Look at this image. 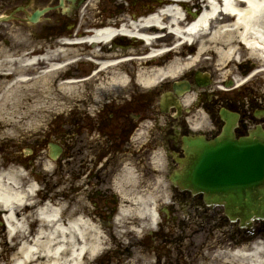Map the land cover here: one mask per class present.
Returning a JSON list of instances; mask_svg holds the SVG:
<instances>
[{"label":"flooded vegetation","instance_id":"flooded-vegetation-1","mask_svg":"<svg viewBox=\"0 0 264 264\" xmlns=\"http://www.w3.org/2000/svg\"><path fill=\"white\" fill-rule=\"evenodd\" d=\"M90 1L0 0V16L11 17L0 21V56H16L17 71L22 70L20 65L28 59L31 64L23 70L35 81L40 80V72L53 70L51 65H65L54 72L56 76L51 78L50 85L68 83L69 75H88L95 68L102 71V66L90 61V68H78L85 60L68 65L70 55L85 54L82 46L69 51L68 40L87 34L89 28L84 27L83 15L91 10ZM139 1L140 6L130 8L124 7V3L113 8L104 2L97 6L112 16L125 10L139 14L153 9V4ZM109 21L117 27L130 24L124 17ZM159 45L157 42L156 46ZM104 48L109 49V55L100 56L98 61L109 59L113 65L95 76L101 86L96 92L98 96L93 97L83 87L76 97L66 87L61 90L58 98L69 104L73 101L74 106L71 111L63 110L60 122L46 130L43 143L53 135L60 139L64 174L76 180L79 195L95 202L88 212L113 234L115 228L120 229L117 227L120 217L123 223L127 222L123 214L128 212L121 210V201L147 193L145 186L156 178L155 171L159 169L152 167L153 163L161 164L160 168L181 169L189 140L202 137L205 142H212L223 133L227 124L223 109L234 114L231 118L236 121L237 137L260 128L264 131V92L255 86L223 90L211 71L212 81L203 87L198 84L195 69H187L182 76L166 79L150 89L141 72L149 69L153 61L148 59L149 48L136 34L118 35ZM106 77L113 80L117 77L120 82L114 81L104 88L101 80ZM175 83L183 84L185 90L174 91V104L164 110L163 96L174 89ZM214 150L209 146L199 151ZM156 154H160V160L154 158ZM256 158L259 162V155ZM124 189L129 194L126 199ZM167 195L173 203L167 205L168 211L161 209L165 223L154 233L143 230L139 235L130 233L127 237L125 250L128 257L138 259L135 264H146L142 259L146 251L155 256L152 264H196L200 261L198 252L214 246L264 244V219L256 214L244 225L241 217L246 213L230 210L225 201H213V194L173 185ZM169 217L171 221H166ZM174 228L180 229L178 234L173 232ZM196 235L202 238L201 244Z\"/></svg>","mask_w":264,"mask_h":264},{"label":"bare ground","instance_id":"bare-ground-1","mask_svg":"<svg viewBox=\"0 0 264 264\" xmlns=\"http://www.w3.org/2000/svg\"><path fill=\"white\" fill-rule=\"evenodd\" d=\"M163 2L165 3L162 9L146 14L143 20L155 25L167 22L172 26L176 36L175 42L178 41V43H175V47L170 50L173 54L165 56L170 58L157 61L151 66L153 68L149 70L145 68L141 72V78L147 85H154L161 79L181 75L189 66L202 60L208 52L219 57L221 63L227 66L231 63L235 65L238 60L243 61L244 55L248 52L255 59L252 63L257 64L256 73H264V0H165ZM202 3L205 5L198 16L192 19L187 15L188 19L192 20L185 25L188 26L185 29L183 20L187 14L185 11L194 13L192 7L201 6ZM112 34L113 30L105 28L90 40H107ZM146 36L150 37V35ZM182 38L184 41H180ZM166 39L164 38V41ZM193 39V43L197 44V51L195 55L187 58L185 55L189 52L184 48L188 45L187 41L190 42ZM158 40L159 38H155L154 41ZM95 41L93 44H97ZM206 44H210L211 47H206ZM245 44L251 46V49L248 50ZM102 64L108 65L109 62L104 61ZM8 71L12 70L8 69ZM23 79L27 77H21V80ZM119 82L120 80L115 81V83ZM22 175L16 166L7 171H0V214L4 213L8 233L12 240L18 235L23 237L20 242L24 240L19 249L17 263L15 259L13 264H27L32 261L33 264H83L85 252L96 253L100 250L101 244L96 232L90 235L87 230L89 225L93 226V224H89L88 220L82 216L73 219L68 224L63 222L61 207L53 203L54 206L48 204L42 209L43 224L38 236L33 240H26L27 211L33 206L31 196L35 193L36 185L29 184L25 187L20 183ZM151 199L153 200L152 197ZM144 208L150 210L149 214L152 218H157L152 203H146ZM1 220L0 223L4 226ZM232 251L230 245L218 246L210 254H203L196 264H230L224 260L228 256L234 258L244 256V260L249 258L252 263L264 264L262 242L251 253H246L243 249H237L234 254ZM42 258H45L44 263L40 262Z\"/></svg>","mask_w":264,"mask_h":264},{"label":"rangeland","instance_id":"rangeland-1","mask_svg":"<svg viewBox=\"0 0 264 264\" xmlns=\"http://www.w3.org/2000/svg\"><path fill=\"white\" fill-rule=\"evenodd\" d=\"M97 1L91 0V3L93 4L90 5L94 7V3H96ZM115 1L116 0H101V2H104L107 5H111ZM98 11L99 10L97 9V6H95L94 9L86 12V14L84 15L86 20L83 21L85 24L84 27L90 26L91 24L95 23L96 19L98 18ZM105 16H108V13H106ZM206 47H211V45L206 44ZM77 52L79 53L80 51L76 50V53ZM205 57H208V59H210L206 62V64H211L212 69L215 73L220 72L221 75L223 74L229 77H234L235 74H241L239 73V67L236 63V65H233L234 63H231L230 66H227L223 62L221 63L219 57H215L213 53L210 52L206 53ZM243 58H245L246 60L250 58V53L245 54ZM202 63L204 62L198 63L197 65H200ZM1 66L3 65H0V67ZM88 66L89 65H87L86 63L78 64V68L80 69H87ZM10 81L12 80L0 79V171H7L10 168L16 166V169L23 174L21 176L20 183L24 185L27 184L29 180L33 181L35 178L37 179V183L36 181H34V183L36 184V186L41 187L38 191L42 192H38L37 195L35 194L31 196V203L33 204V206L27 211L28 216L25 223L26 227L29 225V229L32 230V234H34L35 236V234H38L37 231H40V228L43 224L41 220H38L36 218L38 209L40 208L41 204L42 206L47 204V202L50 205L52 203L56 204L58 207H61L63 211L65 210L64 217L73 218L74 216H76V214L78 215V201L79 197L81 196L75 193L76 184L71 186V183L68 182L67 173L64 174L62 167L56 166L57 161L51 160L48 155V147L44 148L43 146H41L42 144L38 145L39 141L33 143V154L28 155L29 152L27 150L26 152H23L25 153V156L23 154L21 155V157L18 156L19 154H17V145L19 142L17 140L20 137V132L18 131L17 127H20L23 132L27 133L28 136L26 137H28V141L34 142L35 139L41 140L43 134L50 126H53L54 124L60 122L62 118L61 113L63 110H72L74 102L72 101L71 104H69L64 100H60L58 98L59 96L61 97V88L57 85V82L51 87L48 82L45 84H43V82H38L34 86L30 82H20L16 85V82L13 83ZM96 84L97 82L89 84L90 86L83 88V91H90L92 94H95V88L97 87ZM256 86L260 90H264V77H262L256 83ZM80 91H74V96H78L79 93H81ZM51 99L53 100L49 101ZM49 113H56L58 117L49 116ZM48 117H50L49 120L47 119ZM47 120L49 121V123H52L48 124ZM53 139H55L54 135L52 137V140ZM50 191H52V193H57V191H60L62 192V194L58 197L53 196L54 198H52V196H48V193ZM67 205L70 207L66 208ZM23 210L25 211L27 209ZM1 216L4 217V214H0V219ZM2 221H4V224H6L5 218H2ZM29 229L27 230V233ZM103 237L104 239H101L100 236L101 241L105 240V244L117 249V252L114 253L113 261L118 259L117 263L119 262V264L137 263L136 260L138 259L128 257L129 255L125 252V250H122V247L125 244L123 239H119L118 245H113L106 238V235H104ZM196 237L197 242L201 244L202 238L199 235H196ZM7 239V226H3L0 223V264H12L15 259L17 261V258L19 256V249L24 243V240L20 242L22 240L21 235H18L17 238L15 237V239L12 241L9 238V242H7ZM188 241L189 240L187 239L186 242ZM12 246L14 247L12 248ZM97 254H89L87 256L88 258L86 257L85 259V264H109L107 260L103 263H100L99 256L97 257ZM146 254L147 256H145ZM149 254L151 255L152 253L146 251L142 259L144 258V261L151 260V258L148 257ZM6 256L8 257V259H6ZM95 257H97V259ZM93 258H95L94 261L91 260ZM129 260L131 261L129 262ZM40 262L44 263L45 258L40 259ZM27 264H33V261L27 262Z\"/></svg>","mask_w":264,"mask_h":264},{"label":"water","instance_id":"water-1","mask_svg":"<svg viewBox=\"0 0 264 264\" xmlns=\"http://www.w3.org/2000/svg\"><path fill=\"white\" fill-rule=\"evenodd\" d=\"M229 131H231V127L229 126V128L227 129ZM228 133V132H227ZM227 133H225L227 135ZM261 135V139H260V143H257V141H255V137L254 134L249 136V137H243L240 140H232V138L229 136V141H228V147L226 148V150L223 152V154H216V156L219 157V159H225V161L228 162V169L231 171L232 169L236 171V173L238 174L237 177H239L241 180L246 181V180H252L254 179V152L256 151V146L258 145L259 148V154L261 156V166L260 169L263 172L264 171V136ZM198 144L202 143V139H197ZM60 151V147H58L57 152H52V156L56 157L57 153ZM199 155V153L197 154ZM222 157V158H221ZM226 163V162H225ZM193 164V161H191L190 166ZM187 168L188 172L193 171V166ZM200 167V168H199ZM206 165L205 163L203 164L202 162L198 161L197 162V173H200V169L202 170V172L206 171ZM210 167H208L209 169ZM193 173V172H191ZM196 171H194L193 173V179H195V175ZM199 175V174H198ZM184 181H186L187 183H191L192 181H195L192 179V177H190L189 175L187 176H183ZM175 180V178H174ZM200 181V182H199ZM253 185H255L254 183L250 182V183H243V184H239V185H235L236 187L234 189H232L233 194H230V198L229 200H234L235 202H237L238 204H243V205H247V206H251V204H253ZM185 186H188L187 184H185ZM198 187L201 188H206V184L204 181L202 180H198ZM212 188H216L215 186L211 185ZM220 190V189H219ZM236 193L237 197L234 195ZM260 194L261 197L264 196V188L261 187L260 189ZM242 201V202H241ZM234 202V203H235ZM261 210H264V199H262L261 201ZM263 214V213H262Z\"/></svg>","mask_w":264,"mask_h":264}]
</instances>
